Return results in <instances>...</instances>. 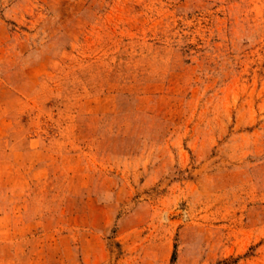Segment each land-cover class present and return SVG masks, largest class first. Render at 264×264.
I'll list each match as a JSON object with an SVG mask.
<instances>
[{"label":"rangeland","instance_id":"rangeland-1","mask_svg":"<svg viewBox=\"0 0 264 264\" xmlns=\"http://www.w3.org/2000/svg\"><path fill=\"white\" fill-rule=\"evenodd\" d=\"M0 264H264V0H0Z\"/></svg>","mask_w":264,"mask_h":264}]
</instances>
